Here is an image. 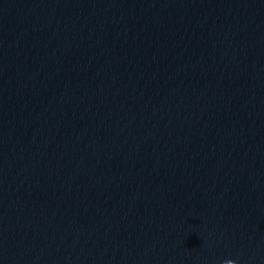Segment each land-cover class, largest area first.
<instances>
[{"label":"water","instance_id":"obj_1","mask_svg":"<svg viewBox=\"0 0 264 264\" xmlns=\"http://www.w3.org/2000/svg\"><path fill=\"white\" fill-rule=\"evenodd\" d=\"M0 264H264V0H0Z\"/></svg>","mask_w":264,"mask_h":264}]
</instances>
